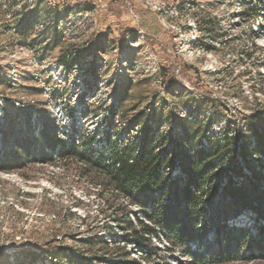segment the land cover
<instances>
[{"label": "rangeland", "instance_id": "obj_1", "mask_svg": "<svg viewBox=\"0 0 264 264\" xmlns=\"http://www.w3.org/2000/svg\"><path fill=\"white\" fill-rule=\"evenodd\" d=\"M263 27V0H0V264H31L40 251L58 254L60 264L78 256L137 264L131 252L96 238L107 220L102 198L120 213L124 201L106 171L79 152L89 151L86 142L119 141L120 132L142 134L148 124L161 123L162 152L174 148L182 125L199 144L214 121L261 119ZM56 139L76 150L51 151ZM10 152L16 167L5 170ZM237 158L246 173L240 185L254 200L253 171ZM257 192L263 198L264 186ZM233 207L223 185L209 199L204 256L223 247L217 225L233 233L255 227L256 214L240 219Z\"/></svg>", "mask_w": 264, "mask_h": 264}, {"label": "trees", "instance_id": "obj_2", "mask_svg": "<svg viewBox=\"0 0 264 264\" xmlns=\"http://www.w3.org/2000/svg\"><path fill=\"white\" fill-rule=\"evenodd\" d=\"M245 4V2L240 5ZM163 121V120H162ZM170 121V120H169ZM249 127L245 131H240V135L228 136L224 141L220 139L211 143L209 148H203L196 152L195 156L188 155L186 152L179 153L181 166L184 173L189 178L188 183L181 189L174 188L173 182L169 179L167 168L174 161V148H161L166 145L167 138L160 132L161 123L152 129L148 124L142 130V134L135 135L128 141L127 145H117L111 143L112 157L108 160L100 150H92V146L86 142L88 150L79 152V157L86 163H91L95 167L106 171L108 182L116 188L120 194L129 197L133 202L147 203L151 210H146L145 215L156 223L157 226L166 230L176 245L186 247L189 240L195 235L203 238L210 223L205 222L202 225L203 232L198 233L199 224L205 216L206 208L204 206L207 199L215 196L219 188L223 185V190L230 201L234 204V216L245 208L254 209L259 216L264 219V197H258L257 188H261L260 182L264 180V120L251 118L248 120ZM141 125V124H140ZM183 138L190 148L196 147L195 141L190 137L183 125ZM255 137L257 143H252ZM241 140L238 150L231 147V144ZM51 151L56 146L66 147L75 151V143L56 139L53 143L49 142ZM169 150V151H168ZM8 155L3 158V168L5 170L14 169L15 162L12 160L14 155ZM253 154L258 155V159L251 161ZM172 155V156H171ZM237 155L245 160L246 166L253 171V198L250 199L246 194L244 185H240V179L246 177L243 166L238 162ZM133 159V161H131ZM43 162H46L43 160ZM227 181V182H225ZM225 182V183H224ZM262 190V189H261ZM263 191V190H262ZM250 192V191H249ZM154 193L158 197L154 198ZM175 194V198H171ZM185 202V214L179 208L180 199ZM257 197V198H256ZM171 198V203L166 205L164 202ZM226 219V218H225ZM117 220L125 221V226H130L126 218L118 217ZM209 224V225H208ZM147 233L155 234L156 228L144 224ZM215 233L219 237L222 248L213 251L212 254L204 256L198 252H187L191 254L197 263L207 262L210 257L214 262L241 261L243 264H263L264 259V227L260 228V236L253 237L247 229L233 230L227 228L224 224L215 228ZM135 240L147 241V237L134 230ZM225 245V246H224ZM145 246L149 245L145 243ZM56 254V253H54ZM83 264V263H81Z\"/></svg>", "mask_w": 264, "mask_h": 264}, {"label": "built area", "instance_id": "obj_3", "mask_svg": "<svg viewBox=\"0 0 264 264\" xmlns=\"http://www.w3.org/2000/svg\"><path fill=\"white\" fill-rule=\"evenodd\" d=\"M263 2H264V0H263ZM263 29H264V27H263ZM257 35H258V37L260 36L258 33H257ZM258 37H257V39H258ZM204 50L206 51V49H204ZM188 114L194 115L195 118H197L198 120H200L204 117V115L197 114V111H193V110L190 111ZM257 114H258V116H262L261 119L264 120V112L257 113ZM183 117L184 116H182V118ZM202 120H204V119H202ZM240 120H241L240 118H238V119L235 118L233 121H231L230 119H226V122L219 121L218 126H217V123L214 121L212 123L213 126L211 125V127H209V129L207 131H205L206 133H204V136H203V141H202L203 143L201 142L199 144H196L195 148L194 147L190 148L188 146V144L186 143V140L183 138L184 131H183L182 127L178 130L177 134L174 133L176 136L178 135L177 137H179V139L177 141H175V145L173 146L174 150H175V152L173 154L174 161L170 164V166H168V168H167L168 172L167 173L169 175V179L173 182L175 189L176 188H178V189L183 188L184 186L187 185L188 180H189V178L184 173L183 168L181 166V160H180L178 148L180 147V149H182V151L186 152L188 155L195 156V154L198 150H200L202 148H206V149L209 148L213 141H215L217 139L218 140L220 139V141H224V138L226 137V135H228V136H233V135L239 136L241 133L240 132L241 130L242 131L247 130L249 127V124H248L249 119L246 118L243 121L242 120L240 121ZM139 125L140 124H138V126ZM214 125L216 126V130L214 129ZM160 132L163 133V131L161 130V127H160ZM137 135H140V134H137ZM134 136L135 135H132V137L131 136L125 137L124 134L122 132H120L117 134V137H119V141H118V139H116V137L114 139H111V140L106 139L105 141L94 140L93 144L91 143L93 145L92 150L93 151H94V149L100 150L102 152L103 156L109 160L112 157L111 143H114L117 145H127L128 141L130 139H132ZM251 140H252V143H254V144L257 143L255 137H253ZM79 141L80 140H78V142ZM240 144H241V140L238 139V142L235 144L232 143L231 147L238 150L240 148ZM57 150L54 152L55 161H57V157L61 156V148H59ZM253 155H255L256 159H258L257 154H253ZM131 161H133V159H131ZM262 162L264 163V160H262ZM243 165H244V167H247L246 164H243ZM246 169H249V168L247 167V168H245V170ZM173 171H174V174L177 176V179L173 178L170 175L171 172H173ZM249 175L247 174V177L249 176L250 178H253V176H252L253 174H249ZM222 185H224V184H222ZM260 185H261V187L264 186V180H262L260 182ZM101 188H103L102 183L94 184V191L95 192H100ZM155 197H158V193H154V198ZM177 197H179V199L181 201L179 208L182 210V213L186 212V210H185L186 206H185L184 200L183 201L181 200L182 199L181 196H177ZM171 198L174 199L175 194L172 195ZM171 198L166 200L164 203L166 205L167 204L169 205L171 203ZM228 198L230 200L229 196H228ZM120 199H121V201H124L122 213H120V209H117V207H115L114 205H112V206L110 205V198H106V197L104 199L102 198V204H101V206H99L100 214L99 213L98 214L107 220H102V221H104V222H102L103 227L100 229L99 235L95 234V236H96V238H102L104 243H106L109 246H119V247L125 249L128 253L131 252L132 255L136 258V260H134V261L135 262L137 261V264H152V263L153 264H190V262L192 260H194V258L191 254H189L187 252L188 250H190L191 252L195 251L198 253L206 250V247H207L206 243L204 242L203 239H200L198 234L196 235L197 236L196 238L194 236L192 239L189 240L186 247L176 245L174 243L173 239L168 235L166 230L160 228L159 226L156 225V223H153L151 219L146 217L145 211L151 210V207L149 204H147L146 202L145 203L142 202L141 204L138 202H133L129 197L124 196L122 194H120ZM208 204H209V199H207L205 204H204L205 208H207ZM113 210H115V214H113V215L106 214L108 211H110L112 213ZM252 212L254 214H256L255 215L256 217H254V221L256 222L255 227L250 228V229H248L247 227H244V228L249 230V231L251 230L250 232H251L253 237H259L260 236V226L262 225L261 223H259L260 220L259 221L257 220L259 218V214L256 211H254V209H250V208H245L238 214H239V216H242V217H240V219H243V217L246 216V214L252 213ZM208 213H210V211L208 212V210L206 209V213L204 215L206 216V215H208ZM116 214H121V216L123 218H126L127 221H129V224H131V225L125 226L124 220H121V221L117 220ZM204 217L201 220V223L199 224V228L197 230L198 233L203 232L202 225L205 223ZM144 224H148L152 227H155L157 232L155 234L147 233L146 230L144 229ZM236 226L242 227V225L240 223L237 224ZM134 230L138 231L140 234L147 237L149 240H147V241L135 240L133 238L134 237ZM199 230H200V232H199ZM252 231H253V233H252ZM204 236H206V235H204ZM152 238L157 242L155 246H153V243L151 241ZM145 243H147L149 246L146 247ZM156 251H158V253L160 252L159 257L157 258V261L155 259H153V257L156 255ZM212 252H210V253L207 252V253L212 254ZM39 254H41V258H40V255H38L40 259H38V261H36V262H34V261L31 262V264H60V262L62 260L61 256H59L58 254H54L53 252H50V251H46L43 254L40 251ZM95 259L96 258H94V261H96ZM86 262H91L89 264H95V262L93 263L92 261H86ZM86 262H84V259H82V257H80V256H78L77 258L72 259L70 261V263H72V264H81V263L88 264ZM98 264H115V263H114L113 258H109V259H106V261H103L102 263H98Z\"/></svg>", "mask_w": 264, "mask_h": 264}]
</instances>
